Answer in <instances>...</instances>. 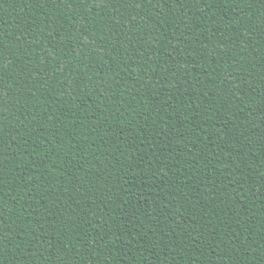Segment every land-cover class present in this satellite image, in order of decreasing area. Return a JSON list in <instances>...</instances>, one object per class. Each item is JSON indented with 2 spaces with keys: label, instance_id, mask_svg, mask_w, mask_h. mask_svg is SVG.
<instances>
[{
  "label": "trees",
  "instance_id": "trees-1",
  "mask_svg": "<svg viewBox=\"0 0 264 264\" xmlns=\"http://www.w3.org/2000/svg\"><path fill=\"white\" fill-rule=\"evenodd\" d=\"M0 264H264V0H0Z\"/></svg>",
  "mask_w": 264,
  "mask_h": 264
}]
</instances>
